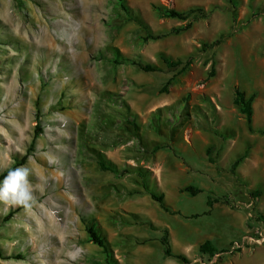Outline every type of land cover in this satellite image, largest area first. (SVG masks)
Instances as JSON below:
<instances>
[{
	"label": "rangeland",
	"instance_id": "rangeland-1",
	"mask_svg": "<svg viewBox=\"0 0 264 264\" xmlns=\"http://www.w3.org/2000/svg\"><path fill=\"white\" fill-rule=\"evenodd\" d=\"M20 166L35 204L0 203V264H264V0H0V177Z\"/></svg>",
	"mask_w": 264,
	"mask_h": 264
},
{
	"label": "trees",
	"instance_id": "trees-1",
	"mask_svg": "<svg viewBox=\"0 0 264 264\" xmlns=\"http://www.w3.org/2000/svg\"><path fill=\"white\" fill-rule=\"evenodd\" d=\"M119 1L121 2V4L124 2V0H119ZM156 10L165 19H175V20H180L183 22H188L181 29V30H185V31L190 29L194 23H196L200 20H205L209 17V12H207L203 8H193L187 12H181V11H177L174 9H166V8H156ZM220 43H221V41L218 40V41L213 42L212 44H205L204 50L207 51L208 49H212V48L218 46ZM192 60H193V58L190 57L186 62H183L181 60L172 61L170 59H164V62L169 67L177 68V67L182 66V70H187L192 63ZM143 70L146 72H149V71H153V68L150 66H146V67H143ZM210 76H214V64H213ZM170 82L171 81H169L167 83V86L170 85ZM253 102H254V95L247 97V95L244 92H242L240 90L235 91L234 104L239 107L240 112L245 116L246 123L250 129H251L252 118H253V109H252ZM38 130L39 129H36V131H35V136H34L35 138L39 135ZM161 149H162V147H159V146L155 148L156 151L161 150ZM98 162H99V167L102 171L112 172L114 174H119L118 167L113 163L106 162L103 159L102 155L101 156L99 155V161ZM241 162H242V159H239L238 161H236V163H234V165L232 167L233 168L232 170L234 171L237 168V166H239V164ZM7 172L4 173L3 175H1L0 178L3 179V177L5 175H7ZM186 191L190 192L194 196L199 192V190H197L193 187H188L186 189ZM151 197L154 201H156L157 203H159L161 205L163 210L169 212V209L164 205V196L163 195L157 196L155 194H152ZM87 233L90 237V242L93 243L94 245H97L99 248H101L103 250V253L106 255L108 261L109 262L112 260L115 261L113 258V250L111 249L107 240L96 229V227L90 226L87 229ZM165 234H166L165 237L162 239V244L165 247V255L171 257L173 255V253H172V249H171V246H170V243L168 240V232L165 231ZM199 249L202 253L210 255V256H214L217 252V250L213 247V244L210 240H207L202 245H200ZM239 251L240 250H238V252ZM180 259L183 261H186L185 257L180 256Z\"/></svg>",
	"mask_w": 264,
	"mask_h": 264
},
{
	"label": "clouds",
	"instance_id": "clouds-1",
	"mask_svg": "<svg viewBox=\"0 0 264 264\" xmlns=\"http://www.w3.org/2000/svg\"><path fill=\"white\" fill-rule=\"evenodd\" d=\"M31 158H29V162ZM31 169L20 166L10 169L7 175L0 180V203L6 208L22 207L26 211L35 204L33 185L30 182ZM70 257L75 258L72 253Z\"/></svg>",
	"mask_w": 264,
	"mask_h": 264
}]
</instances>
